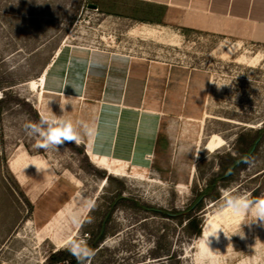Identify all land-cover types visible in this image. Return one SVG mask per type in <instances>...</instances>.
<instances>
[{"label":"rangeland","instance_id":"374dc122","mask_svg":"<svg viewBox=\"0 0 264 264\" xmlns=\"http://www.w3.org/2000/svg\"><path fill=\"white\" fill-rule=\"evenodd\" d=\"M90 3L0 0V264H67L54 262V253L71 240L86 243L101 223L100 250L83 264H264V226L242 224L223 208L230 194L264 196V45L148 25L130 32L138 23L108 18ZM64 44L117 45L188 72L184 97L166 109L147 169L129 163L127 175H113L105 161L92 162L87 154L101 129L109 134L103 152L111 150L116 108L50 94L39 101L29 87ZM52 113L88 122L95 134L79 146L65 141L57 150L37 148L24 124ZM213 134L226 145L210 151ZM17 154L41 171L29 168L28 174L27 184H44L36 204L12 172L21 171ZM236 158L242 161L234 164ZM146 205L173 214L191 207L199 232L185 213L163 215Z\"/></svg>","mask_w":264,"mask_h":264},{"label":"crops","instance_id":"0c3cea01","mask_svg":"<svg viewBox=\"0 0 264 264\" xmlns=\"http://www.w3.org/2000/svg\"><path fill=\"white\" fill-rule=\"evenodd\" d=\"M93 2L97 5V11L108 18L138 23L139 26H132L130 32L135 30L140 32L143 25H148L156 32L163 29L194 31L224 35L233 43L264 45V0H93ZM116 46L61 45L35 81L36 87H32V82L29 83V87L37 92L39 101L46 94H50L76 103H95L104 109L116 108L119 116L111 150L103 152L104 141L109 134L105 129H101V133L92 138L94 141L91 139L89 142L87 154L92 162L105 161V170L113 174L108 168L113 159L118 134L125 131L127 121L133 132L131 138L127 139L126 147L116 158L118 168L123 172L121 176H125L129 163L136 167L139 162L133 148L140 143L142 135H148V139L151 140L152 155L148 157L147 163L154 156L166 109L174 103L172 99L184 97L181 86L183 83L187 84L189 76L187 71L170 60L124 52ZM148 110L157 113L156 125L153 123L156 117L149 125L145 123V119L151 116ZM96 146L99 147V151L96 150ZM102 154L107 156L103 158ZM17 156L18 154L14 156V160L17 161L15 167L21 168V171L18 173L12 171L11 160L8 166L21 184L30 187L29 194L36 195L33 200L36 204L39 200L38 195L44 192V184H27L29 168H32L29 167L30 163L28 165L27 163L31 161L25 158L24 154H21V157ZM23 164H26L25 168H22ZM32 170L41 172L34 168Z\"/></svg>","mask_w":264,"mask_h":264},{"label":"clouds","instance_id":"9594fccd","mask_svg":"<svg viewBox=\"0 0 264 264\" xmlns=\"http://www.w3.org/2000/svg\"><path fill=\"white\" fill-rule=\"evenodd\" d=\"M60 107L62 110L64 109V106L60 105ZM24 130L27 135L37 138V148L45 150H57V146L65 141L75 142L79 146L85 137L90 139L96 131L88 122L82 120L73 122L71 119L65 118L64 114L57 116L53 113L42 116L38 122L24 124ZM247 162L245 160V163ZM223 208L229 210L231 215L237 217L242 224L259 221L264 226V196L251 198L249 194H230L225 198ZM248 216H251L252 219L243 223ZM73 217V222H78V215L74 213ZM216 234L217 232L213 235ZM68 249L78 261H81V264H83V260L87 259L91 251L84 242L77 240L69 241Z\"/></svg>","mask_w":264,"mask_h":264},{"label":"bare ground","instance_id":"6f19581e","mask_svg":"<svg viewBox=\"0 0 264 264\" xmlns=\"http://www.w3.org/2000/svg\"><path fill=\"white\" fill-rule=\"evenodd\" d=\"M31 84H32V87L35 88L37 85V82H32ZM148 112H150L151 116H150V118L145 119V123L147 125H149V122L151 123L153 118L156 117V119L154 118V122H153L156 125V120L158 118L157 113L150 111V110H148ZM154 115H156V116H154ZM141 121H143V120H141ZM122 122H123V119H122ZM125 122H126L127 128L125 129V131H122L118 134L117 142H116V145L114 147L113 159H112L110 166L108 168L111 173L117 174V175H121V174H123V172L121 171V169L118 168L116 158L118 157L119 153L126 147L125 144H127V139L131 138V135L133 132L131 130L130 123H128L127 121H125ZM122 124L124 125V123H122ZM224 145H226V140L218 134H213L206 143V149H208L210 151H214V150H217V149L223 147ZM133 152L135 153L136 158H139V160H138L139 162H138L137 166L134 168L135 169H143V170L147 169L148 157L152 155L151 140L148 139V135H142V137L140 138V143L135 148H133Z\"/></svg>","mask_w":264,"mask_h":264},{"label":"trees","instance_id":"16d2710c","mask_svg":"<svg viewBox=\"0 0 264 264\" xmlns=\"http://www.w3.org/2000/svg\"><path fill=\"white\" fill-rule=\"evenodd\" d=\"M5 101V98L4 96H2L0 98V104L2 102ZM264 129V127H262L259 131V133ZM259 136L257 135V138ZM255 141V140H254ZM252 147H253V144L250 146L249 148V152L252 150ZM242 159H239V158H236L234 159V164H237L239 162H241ZM146 209L148 210H153V211H156L160 214H163V215H171V216H174V215H181V214H186L187 215V218L189 219V225L192 226L194 228V230H197V232H199V229H198V221H199V216L196 215V214H192L190 213V209L191 207H187L186 209H184L183 211H175V214L173 213H169L168 211L164 210V209H158V208H155V207H151V206H148L146 205L145 206ZM196 232V233H197ZM104 223H101L99 228H98V231L97 233L90 239H88V241L85 243L87 248L90 249V253L88 255V257L94 252V251H99L100 250V246H101V243L103 242L104 238H105V234H104ZM54 258H55V261L54 262H65L67 264H81V261H78V259L76 258V256H74L70 251L69 249H63V250H58L56 251V253H54ZM87 257V258H88ZM83 262H85V260H83Z\"/></svg>","mask_w":264,"mask_h":264},{"label":"water","instance_id":"95a60500","mask_svg":"<svg viewBox=\"0 0 264 264\" xmlns=\"http://www.w3.org/2000/svg\"><path fill=\"white\" fill-rule=\"evenodd\" d=\"M88 6L90 8L97 9V5L95 3H90ZM154 262H156V260Z\"/></svg>","mask_w":264,"mask_h":264}]
</instances>
